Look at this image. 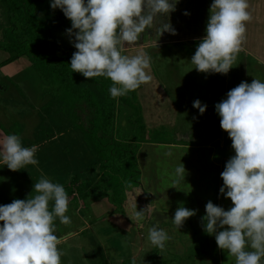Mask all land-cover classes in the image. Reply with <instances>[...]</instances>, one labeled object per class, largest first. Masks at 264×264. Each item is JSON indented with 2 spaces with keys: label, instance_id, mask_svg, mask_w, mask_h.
<instances>
[{
  "label": "rangeland",
  "instance_id": "374dc122",
  "mask_svg": "<svg viewBox=\"0 0 264 264\" xmlns=\"http://www.w3.org/2000/svg\"><path fill=\"white\" fill-rule=\"evenodd\" d=\"M3 9L1 5L0 40L3 35L2 27L6 23ZM55 12L61 17L52 30L56 45L62 49L76 51L66 33V29L71 27V21L60 9ZM150 30L153 29H146L141 33L136 44H126L123 54L133 56L147 53L151 57L150 71L155 81L151 83V80L142 85V100L136 94L142 111L151 120L144 119L148 129L145 137L152 142L166 138L170 143L178 141L177 145L140 146L137 156L141 172L140 181L143 190L149 195L146 224L131 225L120 214L114 213L107 199L101 195L96 198L89 197L85 202L75 194L69 197L66 215L70 217L71 223L61 224L58 218L54 221V234L60 240L58 249L62 253L61 264H122L121 261L130 259L137 260V264H150V261L152 264H158L162 257L164 260L173 259L169 264H210L208 260L186 258L192 232L203 230L202 217L205 215V205L208 201L225 210L233 206L230 198H225L219 190L223 184L220 174L224 170V162L235 152L232 147L225 153L222 150V144L229 136L220 127V117L214 106L225 99L226 93L242 81H264V62L261 61L263 48L262 53L252 50L249 56L239 53L226 75L206 74L198 72L191 63L198 43H167L156 48L139 49L140 46L155 41V35H152ZM160 37L165 41L171 39L168 36ZM246 41L247 47L257 45L256 38L249 36ZM6 57L0 52V60ZM23 64L29 65V62L22 59V62L14 64L10 71V68L0 69V87L4 89L3 92L0 91V138L7 136L4 129L8 130V134H16L22 128L19 137L22 143L24 141L28 145L34 141V134L41 131L43 126L46 128V124H57L62 118L66 125H70L71 118L60 105L54 104V108H49L48 102L52 96L47 91V86L32 74L31 70V73L26 71V74L21 75ZM6 89L8 92H5ZM197 99L207 105L203 114L193 107V102ZM120 125L128 128L125 117ZM217 130L221 133L218 144L215 141ZM69 137L59 136L56 142L52 141L55 143L46 153L45 147L38 148L37 166L28 165L24 169L12 171L6 165L1 166L3 161H0V189L6 187L3 194L0 193V205L36 195L34 184L41 177L63 186L68 184L76 170L71 167L72 160L68 162L69 155L65 156L67 154L64 155L62 149L66 145H73L77 138ZM184 142L187 145H183ZM209 142L210 146L207 147ZM230 143L232 145V141ZM216 145H219V151L214 150ZM209 148L214 150L215 159L209 155ZM220 153L223 160H220ZM57 155L60 159L55 162L51 156ZM78 158L76 157V160ZM81 160L79 165L76 164L79 166L78 175L86 184L88 180L94 179L97 170L94 174L87 171L89 163ZM180 163L186 169L184 180L174 174L175 167ZM218 186L219 190L216 189ZM181 206L197 211L196 215L188 218L178 230L171 219L176 209ZM153 225L165 229L172 237L164 249L152 245L148 240V230ZM210 239H215L214 235H210ZM99 247L105 254L104 261L98 255ZM155 248L159 251L154 257ZM217 249L220 264H235V258L230 256L227 250H221L218 246Z\"/></svg>",
  "mask_w": 264,
  "mask_h": 264
},
{
  "label": "clouds",
  "instance_id": "9594fccd",
  "mask_svg": "<svg viewBox=\"0 0 264 264\" xmlns=\"http://www.w3.org/2000/svg\"><path fill=\"white\" fill-rule=\"evenodd\" d=\"M179 0H50L71 21L66 33L76 51L70 60L72 72L85 78L106 77L112 81L111 97L138 90L152 80L151 57L147 53L129 56L125 45H133L146 29H154L158 39L164 32L176 34L170 14ZM185 15H189L186 11ZM167 18L168 22H165ZM252 20L249 0H212L205 35L199 39L191 63L198 72L229 73L246 40ZM200 114L207 105L193 102ZM220 127L228 133L235 154L221 172L220 193L230 198L225 210L208 201L202 217L203 230L214 235L219 249L227 250L235 264H264V81H242L215 104ZM38 146L25 147L17 134L0 139V161L9 170L37 166ZM184 180L182 163L174 169ZM36 195L0 205V264H61L55 223L68 225L69 197L60 183L41 177L34 184ZM51 205V207H50ZM145 210H135V220H143ZM195 209L178 207L172 224L179 230L196 215ZM168 231L153 225L148 240L164 249L171 240Z\"/></svg>",
  "mask_w": 264,
  "mask_h": 264
},
{
  "label": "trees",
  "instance_id": "16d2710c",
  "mask_svg": "<svg viewBox=\"0 0 264 264\" xmlns=\"http://www.w3.org/2000/svg\"><path fill=\"white\" fill-rule=\"evenodd\" d=\"M1 5L4 8L6 23L2 27L0 52L7 57L0 60V69L10 68V71L14 64L26 59L29 65L23 64L21 75L26 74V71L30 73L32 71V74L47 86V91L52 96L48 102L49 108L60 105L71 118V126L66 125L65 120L61 118L57 124L49 123L46 124V128L44 126L40 128L41 131L34 134V141L31 144L27 145L24 141L22 144L25 147L33 144L38 148L45 147L46 153L59 136L77 137L73 145L70 147L66 145L62 149V153L67 154L65 156L69 155L68 162L72 160L71 167L76 170L69 183L64 185L68 197L75 194L85 202L89 197L96 198L101 195L112 206L113 212L120 214L131 225L146 224L149 195L143 190L140 181L141 172L137 160L140 146L177 145L178 141L170 143L166 138H160L152 142L145 137L148 129L144 119L149 117L144 114L137 102V95L142 100L140 91L144 86L125 96L113 98L109 93L112 85L110 79L106 77L89 79L78 72H72L69 64L74 50L60 48L52 36V30L61 17L55 12L56 9L50 7V0H0V7ZM153 80L155 81L152 78L151 83ZM123 117L129 125L126 129L120 125ZM21 129L17 131L19 135L16 133L18 136L21 135ZM3 131L8 135L7 129ZM216 135L215 141L218 144L221 135L219 130L216 131ZM230 142L228 138L222 144L224 153L231 148ZM210 143L206 146L209 147ZM183 145L187 143L184 142ZM216 146L214 150L219 151V145ZM214 150L209 151L213 159L216 157L213 155ZM222 156L220 153V160H223ZM51 157L55 162L60 159L58 155ZM76 157H79L78 161ZM79 160L89 163L87 171L92 173L97 170L94 179L88 180L86 184L78 175L79 166L76 164L79 165ZM2 188L4 189H0L1 194L6 187ZM216 189L219 190V186ZM136 208L138 211L145 210L144 218L139 222L135 220ZM209 239L210 235L204 230L197 229L192 232L186 258L204 259L210 264H220L216 241L210 239L209 242ZM158 251L159 249H154V257L158 255ZM98 255L104 261L105 254L101 247L98 249ZM171 261L173 262V259L164 260L162 257L158 264H169ZM121 263L137 264V260H123Z\"/></svg>",
  "mask_w": 264,
  "mask_h": 264
},
{
  "label": "crops",
  "instance_id": "0c3cea01",
  "mask_svg": "<svg viewBox=\"0 0 264 264\" xmlns=\"http://www.w3.org/2000/svg\"><path fill=\"white\" fill-rule=\"evenodd\" d=\"M211 3L212 0H179L176 10L170 14V22L176 30V34L172 35L168 32H164L162 36H168L171 38L166 39L167 41H165L163 37H159L158 39L156 38L154 29L152 31L150 30L152 35H155L153 37L155 38V41L148 42L144 46H140L138 44L140 46L139 49H145L148 47L156 48L166 45L167 43H171L173 45H194L199 43V39L206 34L205 28L209 18V8ZM249 5L252 13V20L247 24L246 37L248 39L249 36L252 39L256 38L257 42H255L257 45L247 47V41L245 40L239 53H242L243 55L247 54V56H249V53H251L252 50L262 53V48L264 53V0H249ZM186 11L189 15L184 14ZM165 21L168 22L167 18H165ZM243 51H246V53ZM261 59V61L264 62V55ZM6 90L5 92H8V90ZM0 91L3 92L4 89L0 87ZM7 96H9V94H7ZM1 165L4 166L5 164L3 163ZM92 173H96V171Z\"/></svg>",
  "mask_w": 264,
  "mask_h": 264
}]
</instances>
